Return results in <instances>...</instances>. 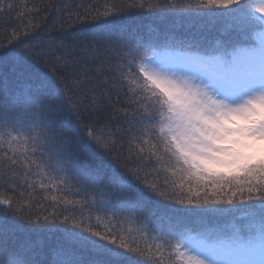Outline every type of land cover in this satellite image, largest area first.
<instances>
[{
    "label": "snow or ice",
    "instance_id": "6c2138e0",
    "mask_svg": "<svg viewBox=\"0 0 264 264\" xmlns=\"http://www.w3.org/2000/svg\"><path fill=\"white\" fill-rule=\"evenodd\" d=\"M14 10L0 0V264H264V0H156L148 39L90 5L59 44Z\"/></svg>",
    "mask_w": 264,
    "mask_h": 264
},
{
    "label": "trees",
    "instance_id": "16d2710c",
    "mask_svg": "<svg viewBox=\"0 0 264 264\" xmlns=\"http://www.w3.org/2000/svg\"><path fill=\"white\" fill-rule=\"evenodd\" d=\"M6 2H11L15 5L14 14L11 16L9 22L12 26L22 25L21 31H23L24 28L28 27L29 19H31L33 25H40V27L33 32V35L38 34L46 42L51 40L57 44L62 41L71 43L72 37L75 36L79 27V24L76 22V15L90 5L99 6L101 11L107 8L109 10L123 9L125 12H130L131 15H125L119 19H121L124 25L133 28L138 25L141 26V36L144 39L151 37L156 28V25L152 22L154 19L162 15L159 12L153 13L148 11L150 7L156 4V0H6ZM165 2L169 5L175 4L184 7L191 5L193 8H196L199 4V0H165ZM33 5L41 8L39 13L32 11ZM47 5H55V7L49 8L46 12L44 11V6ZM114 5L116 6L115 9H113ZM79 6H83V8ZM141 6H143L142 9ZM201 11L210 10L202 9ZM168 15L171 16L170 13ZM44 17L47 19H44ZM206 20L213 21V18L208 17ZM6 29L10 34L11 29L8 28V25L5 22V17L0 15V41L4 39ZM204 31L210 37L218 34L212 28L211 24H208V27L205 28ZM69 95L71 98L70 93ZM37 192L39 193V189H37ZM44 195L46 194L40 193L39 198L42 199ZM43 203L50 204L47 200H44ZM49 210H51V207H49ZM75 214L79 217V209H76ZM84 215H88L87 207H85ZM91 222L93 224L96 223L95 215L92 216ZM105 223L108 222L105 220ZM219 223H222L227 227L231 224V221L223 220ZM108 226L112 227L113 225L109 224ZM24 227L28 228L30 226L25 224ZM121 227L126 229H137L140 227V223H125L121 225ZM187 227L189 230H193L196 226L188 225Z\"/></svg>",
    "mask_w": 264,
    "mask_h": 264
}]
</instances>
